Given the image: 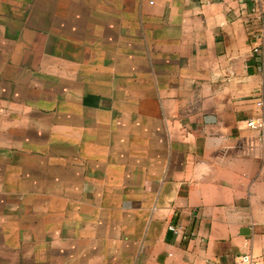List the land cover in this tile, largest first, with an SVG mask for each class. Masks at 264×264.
Returning <instances> with one entry per match:
<instances>
[{"label": "crops", "instance_id": "obj_1", "mask_svg": "<svg viewBox=\"0 0 264 264\" xmlns=\"http://www.w3.org/2000/svg\"><path fill=\"white\" fill-rule=\"evenodd\" d=\"M257 11L0 0V264H264Z\"/></svg>", "mask_w": 264, "mask_h": 264}, {"label": "built area", "instance_id": "obj_2", "mask_svg": "<svg viewBox=\"0 0 264 264\" xmlns=\"http://www.w3.org/2000/svg\"><path fill=\"white\" fill-rule=\"evenodd\" d=\"M254 13H255L254 17L260 21V30L257 33H255L254 36L261 39V43L258 46L254 47V51H260L261 55L264 57V21H263L262 14L260 11H257ZM256 103H257V105H261L263 103V101L260 100V101H257ZM246 124L251 128L262 129L264 126V119H263V117L251 118V119L247 120ZM242 260L243 261H249L250 256L249 255H243Z\"/></svg>", "mask_w": 264, "mask_h": 264}]
</instances>
